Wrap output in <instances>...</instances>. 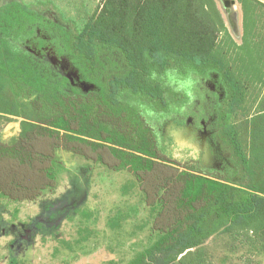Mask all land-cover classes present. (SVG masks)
Returning a JSON list of instances; mask_svg holds the SVG:
<instances>
[{
  "label": "trees",
  "instance_id": "obj_1",
  "mask_svg": "<svg viewBox=\"0 0 264 264\" xmlns=\"http://www.w3.org/2000/svg\"><path fill=\"white\" fill-rule=\"evenodd\" d=\"M237 3L241 41L217 0H104L80 29L0 0V195L37 201L70 154L138 183L158 236L129 264H215L204 245L218 234L264 253V0ZM47 26L95 90L71 87L21 47ZM185 65L221 89L213 127L230 172L204 168L193 144L162 145L148 119L186 104L150 72Z\"/></svg>",
  "mask_w": 264,
  "mask_h": 264
},
{
  "label": "rangeland",
  "instance_id": "obj_2",
  "mask_svg": "<svg viewBox=\"0 0 264 264\" xmlns=\"http://www.w3.org/2000/svg\"><path fill=\"white\" fill-rule=\"evenodd\" d=\"M103 1L24 0L50 20L65 28L78 29L99 10ZM217 1L230 31L241 41L238 3L232 7L238 13L239 33L228 21L227 12L232 7H226L225 0ZM21 47L45 71L60 79L66 77L71 87L84 92L95 90L94 85L83 79L70 56L61 54L65 46L49 30H38ZM107 55L121 61L119 53ZM218 91L221 89L214 77H200L194 104L174 106L177 113L164 118L148 111V119L159 131L162 142L193 141L200 131L207 134L209 114ZM17 126L5 129L13 131ZM213 142L217 149L209 138L207 144H195L201 153L215 151V155L211 153L212 159L204 161L202 166L228 172L229 150L218 139ZM57 168V188L47 190L37 201L18 202L0 195V264H129L156 240L158 235L152 230L154 213L129 172L112 171L65 153L60 154ZM204 249L215 264H264V253L236 236L215 235L205 243Z\"/></svg>",
  "mask_w": 264,
  "mask_h": 264
},
{
  "label": "clouds",
  "instance_id": "obj_3",
  "mask_svg": "<svg viewBox=\"0 0 264 264\" xmlns=\"http://www.w3.org/2000/svg\"><path fill=\"white\" fill-rule=\"evenodd\" d=\"M162 76L166 87L175 94L186 98V105H192L197 99L196 88L200 82V77L189 66L168 67L163 73H157L155 70L150 72L149 78L158 80Z\"/></svg>",
  "mask_w": 264,
  "mask_h": 264
},
{
  "label": "flooded vegetation",
  "instance_id": "obj_4",
  "mask_svg": "<svg viewBox=\"0 0 264 264\" xmlns=\"http://www.w3.org/2000/svg\"><path fill=\"white\" fill-rule=\"evenodd\" d=\"M45 30V31H50L53 35H55L56 37H57V40L60 42V43H62L63 44V42H61V40H60V38H59V31L57 30V28H55V27H50V28H48V26L47 27H45V28H38V30ZM37 30V31H38ZM34 37V36H33ZM33 37H31L30 39H28L27 41H29V40H31V39H33ZM27 41H25V42H27ZM63 46H64V44H63ZM61 54L63 55V56H66L67 54L65 53V48H62L61 50ZM65 54V55H64ZM75 66L78 68V66L75 64ZM78 71L81 73V71H80V69L78 68ZM82 74V73H81ZM66 78V77H65ZM213 85V84H212ZM213 87H214V85H213ZM222 95V93L220 92L219 93V91H218V93H216V95H217V97H218V95ZM217 97H216V100H215V103L212 105L213 107H211V113L209 114V127H208V130H207V134L206 133H204V132H202V131H200L199 132V134H197V136L196 137H194V139L195 140H197V141H195L194 139H193V141H186V140H179V141H185V142H187L188 144H193L195 147H196V149H197V151H198V153H199V157H200V161H201V165L203 164V162L204 161H210L211 159H212V152L214 153V155H215V151L214 150H212L211 152H208V150H202V153L201 152H199V148L195 145V144H207V141H208V138L210 139V141H211V144L213 145V146H216V148L215 149H217V144H213L214 142L213 141H215V143H216V139H215V134H214V127H213V121H214V118H215V104H216V102H217ZM177 112H176V110L174 111V113H172L171 115H169L168 117H170V116H172V115H175ZM158 116V115H157ZM203 124V123H202ZM203 130H204V128H203ZM158 131V130H157ZM159 132V131H158ZM159 135H160V133H159ZM161 138V137H160ZM162 141V140H161ZM176 142H178L177 140H173V142H170V143H166L167 144V148H170V146H172L173 144H175ZM163 143V142H162ZM166 144H162V145H164V146H166ZM210 150H211V148H210Z\"/></svg>",
  "mask_w": 264,
  "mask_h": 264
},
{
  "label": "bare ground",
  "instance_id": "obj_5",
  "mask_svg": "<svg viewBox=\"0 0 264 264\" xmlns=\"http://www.w3.org/2000/svg\"><path fill=\"white\" fill-rule=\"evenodd\" d=\"M238 13L236 12L235 7H232L229 12H227L228 21L231 24L233 30H237L239 33V25H238Z\"/></svg>",
  "mask_w": 264,
  "mask_h": 264
},
{
  "label": "water",
  "instance_id": "obj_6",
  "mask_svg": "<svg viewBox=\"0 0 264 264\" xmlns=\"http://www.w3.org/2000/svg\"><path fill=\"white\" fill-rule=\"evenodd\" d=\"M237 3L236 0H225V6L226 7H232Z\"/></svg>",
  "mask_w": 264,
  "mask_h": 264
}]
</instances>
